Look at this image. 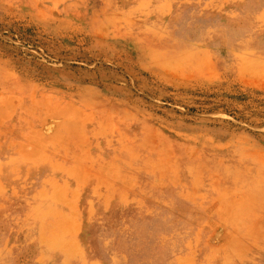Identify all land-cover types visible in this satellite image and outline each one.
<instances>
[{
    "label": "rangeland",
    "instance_id": "rangeland-1",
    "mask_svg": "<svg viewBox=\"0 0 264 264\" xmlns=\"http://www.w3.org/2000/svg\"><path fill=\"white\" fill-rule=\"evenodd\" d=\"M0 264H264V0H0Z\"/></svg>",
    "mask_w": 264,
    "mask_h": 264
}]
</instances>
